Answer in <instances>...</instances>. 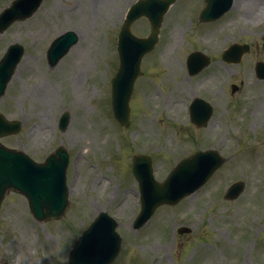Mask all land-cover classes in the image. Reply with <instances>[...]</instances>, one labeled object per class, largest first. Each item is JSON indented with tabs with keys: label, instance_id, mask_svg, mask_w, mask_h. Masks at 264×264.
<instances>
[{
	"label": "rangeland",
	"instance_id": "374dc122",
	"mask_svg": "<svg viewBox=\"0 0 264 264\" xmlns=\"http://www.w3.org/2000/svg\"><path fill=\"white\" fill-rule=\"evenodd\" d=\"M11 1L0 0V11ZM135 1L45 0L32 17L0 33V58L10 43L27 49L0 98V110L25 125L19 135L3 141L22 143L41 159L44 154L34 152L38 143L47 151L65 144L73 154L68 171L71 205L60 221H37L19 193L5 197L0 264H67L74 240L101 210L120 221L123 245L113 264H264V160L258 158L264 150V109L256 110L264 107V80L255 77L253 64L264 59V49L236 65L219 61L224 45L241 35L223 34L218 26L213 36L210 29L190 36L193 15L175 7L166 17L158 52L148 54L142 64L147 77L138 79L133 122L125 129L111 111L110 78L118 66L117 34ZM67 30L80 37L74 57L68 54L49 68L46 48ZM133 30L147 35L148 21H137ZM195 45L216 57L199 76H187L183 51ZM233 83L241 86L235 93ZM202 95L215 104V112L206 127L195 130L184 101ZM64 110L71 112V122L61 132L58 118ZM205 146L227 157L223 167L184 203L159 209L154 224L134 230L140 201L129 162L132 153L152 154L162 179L175 159ZM240 153L252 160H238ZM239 179L245 190L226 200L225 190ZM181 224L193 231L179 234ZM258 232L263 234L257 240ZM202 238L209 241L199 243Z\"/></svg>",
	"mask_w": 264,
	"mask_h": 264
},
{
	"label": "water",
	"instance_id": "95a60500",
	"mask_svg": "<svg viewBox=\"0 0 264 264\" xmlns=\"http://www.w3.org/2000/svg\"><path fill=\"white\" fill-rule=\"evenodd\" d=\"M159 3V0H147L146 3L141 1L134 6L120 35L119 51L122 68L119 75H117L119 86L114 96V109L115 114L123 124H128L129 109L127 102L133 80L138 73L136 70L139 68L141 55L157 39V23H159L162 13L152 14V10L147 8L159 5ZM143 11H146L157 22L154 24L153 33L148 40L139 39L132 35L130 31V23ZM138 48L140 51L134 55L133 50ZM131 67L132 71L134 70L133 75L130 76L132 79L124 86L122 81L126 79ZM4 68L6 69L4 76L8 77V66L4 67L2 65L0 74ZM1 81L2 79L0 85ZM5 81L6 79L3 82ZM10 128L11 126H6L1 127L0 130ZM60 157L59 160L52 158L48 164L38 167L25 161L17 153L0 150V200L5 191L9 187H13L29 196L33 212L39 219L58 217L63 214L67 207L65 186L67 156L61 153ZM52 163L55 164L51 165ZM102 216L107 217L105 214H102ZM115 225V222L108 218L106 223L100 222L91 230L89 229L85 240L83 242L81 240L79 244L82 243L79 246L77 245L78 247H76L71 257V264H106L110 262L117 254L120 244V238L115 232Z\"/></svg>",
	"mask_w": 264,
	"mask_h": 264
},
{
	"label": "bare ground",
	"instance_id": "6f19581e",
	"mask_svg": "<svg viewBox=\"0 0 264 264\" xmlns=\"http://www.w3.org/2000/svg\"><path fill=\"white\" fill-rule=\"evenodd\" d=\"M91 1V3H94V4H101V2L103 1V0H90ZM72 52H73V49H72ZM71 52V53H72ZM75 52V51H74Z\"/></svg>",
	"mask_w": 264,
	"mask_h": 264
}]
</instances>
